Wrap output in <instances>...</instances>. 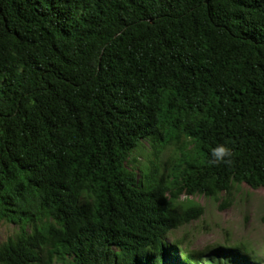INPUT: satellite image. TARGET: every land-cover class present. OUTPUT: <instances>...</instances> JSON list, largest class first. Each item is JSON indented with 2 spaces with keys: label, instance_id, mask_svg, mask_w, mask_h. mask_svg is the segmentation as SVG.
Returning a JSON list of instances; mask_svg holds the SVG:
<instances>
[{
  "label": "trees",
  "instance_id": "obj_1",
  "mask_svg": "<svg viewBox=\"0 0 264 264\" xmlns=\"http://www.w3.org/2000/svg\"><path fill=\"white\" fill-rule=\"evenodd\" d=\"M242 184L264 188V0H0V264H260L168 239L204 214L183 196Z\"/></svg>",
  "mask_w": 264,
  "mask_h": 264
},
{
  "label": "rangeland",
  "instance_id": "obj_2",
  "mask_svg": "<svg viewBox=\"0 0 264 264\" xmlns=\"http://www.w3.org/2000/svg\"><path fill=\"white\" fill-rule=\"evenodd\" d=\"M170 151L162 155L167 160ZM147 143L136 150L128 163L136 173L151 158ZM135 159V160H134ZM183 200L193 201L204 208L202 217L181 227L168 236L169 241L179 240L183 247L199 250L214 248L229 239L231 243L243 244L250 253L264 264V188L252 189L246 184L235 186L229 193H222L217 199L205 196H183ZM17 226L0 223V243L12 236Z\"/></svg>",
  "mask_w": 264,
  "mask_h": 264
},
{
  "label": "clouds",
  "instance_id": "obj_3",
  "mask_svg": "<svg viewBox=\"0 0 264 264\" xmlns=\"http://www.w3.org/2000/svg\"><path fill=\"white\" fill-rule=\"evenodd\" d=\"M219 151H221V152H222V151H223V149H220Z\"/></svg>",
  "mask_w": 264,
  "mask_h": 264
}]
</instances>
